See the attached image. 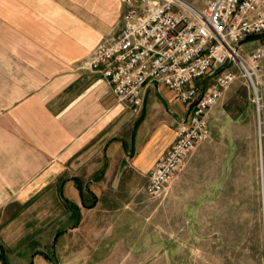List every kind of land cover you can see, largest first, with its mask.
I'll use <instances>...</instances> for the list:
<instances>
[{"label": "crops", "instance_id": "obj_1", "mask_svg": "<svg viewBox=\"0 0 264 264\" xmlns=\"http://www.w3.org/2000/svg\"><path fill=\"white\" fill-rule=\"evenodd\" d=\"M107 3L0 0V29L5 28L0 33L4 36L5 32L6 64L13 68L5 80L13 84L6 92L14 97L16 90H22L21 97L8 106L13 121L6 125L0 145L10 155L7 170L21 168V176L28 180L21 193L39 195L36 201L42 207L40 215L22 221L25 226L39 227L31 230L30 238L20 237L14 248L7 247L6 234L0 233V264H48L46 227L52 226L56 241L69 225L81 224L84 210L104 211V217L113 219L112 225L127 215L136 216L156 163L188 117L190 106L164 84L147 86L143 107H135L119 101L101 73L79 67L99 43L113 39L119 29L120 25L112 30L110 23L118 5L112 9ZM251 40L260 43L258 37ZM243 84L235 81L223 92L220 111L216 112L217 105L210 116L211 137L176 173L161 207L154 204L152 213L167 211L171 204L178 210L165 215L161 225L204 224L192 212L213 208L229 188L238 187L235 171L242 141L254 147L256 162L260 161L256 108L249 91L240 96ZM163 86L175 95L162 97ZM240 97L243 105L223 106ZM213 115L224 130L250 132L245 137L230 134L229 139L213 136ZM258 178L257 164L259 202L264 184ZM37 233L40 237L33 238Z\"/></svg>", "mask_w": 264, "mask_h": 264}, {"label": "built area", "instance_id": "obj_2", "mask_svg": "<svg viewBox=\"0 0 264 264\" xmlns=\"http://www.w3.org/2000/svg\"><path fill=\"white\" fill-rule=\"evenodd\" d=\"M121 23L111 40L99 43L79 67L99 72L122 102L145 103L144 89L161 83L189 105L175 141L156 163L148 192L161 197L187 158L211 137L210 116L223 92L237 79L231 64L242 71L253 91L258 140L264 142V0H119ZM260 43L247 56L243 44ZM215 75L203 85L194 80Z\"/></svg>", "mask_w": 264, "mask_h": 264}, {"label": "rangeland", "instance_id": "obj_3", "mask_svg": "<svg viewBox=\"0 0 264 264\" xmlns=\"http://www.w3.org/2000/svg\"><path fill=\"white\" fill-rule=\"evenodd\" d=\"M188 1L196 5L203 2ZM105 2H108L112 9L118 5L116 12L111 14L113 18L110 21L112 30H116L124 9L120 7L119 0ZM4 29L1 28L0 32ZM3 33L4 36L0 33V139H5V127L13 121L12 115L11 119L9 118L8 106L22 94V90L21 92L16 90L13 93L14 97H8L6 92L7 86L13 84L5 81L13 68L6 64L5 32ZM257 45V40H246L243 44V56L251 53ZM230 68L236 74H242L241 69L234 63ZM16 70L17 68L15 72ZM214 78L215 75H212L193 82L199 85L210 84ZM261 79L264 95V59ZM241 80L245 84L239 87L240 96L248 95L249 91L252 98L253 91L248 81L243 77L235 81L240 83ZM160 94L162 97L175 95L165 86ZM243 101L241 97L230 99L223 106L243 105ZM217 111H220L219 105L216 107ZM223 126L216 115L211 117L213 136L221 135L229 139L230 134L234 137H245L250 132L241 128L224 130ZM258 146L260 161L257 163L254 147L242 141L239 146L238 169L235 171V174L238 172V187L233 185L231 189L229 188V193L224 195L220 202L214 203L213 208L192 212V215H196L197 221L204 224L161 225V222L166 220L165 215L177 213L178 210L175 211L172 207L174 204H171L167 211L152 213L154 204L161 207L167 194L165 191L161 197L156 198L149 194L147 186L146 194L142 195V209L138 210L136 216L127 215L120 224L112 225L113 219L104 217L102 210H84L81 224L73 227L69 225L68 230L56 241L53 238L52 226L48 225L45 234L51 259L48 264H264V193L261 200L256 201L258 194L255 184L257 164L258 179L262 187L264 184V142L262 161L260 144ZM9 162L10 155L7 154L6 146L0 145V233L6 234L7 247L14 248L20 237L30 238L31 230L39 227L25 226L22 221L40 215L42 207L36 201L39 195L21 193L22 186L26 183L28 185V180L25 182L21 176V168L19 171L15 169L8 171ZM48 205L54 208L52 200ZM35 237L38 239L40 235L37 233L33 236ZM4 260L7 259L4 257Z\"/></svg>", "mask_w": 264, "mask_h": 264}, {"label": "bare ground", "instance_id": "obj_4", "mask_svg": "<svg viewBox=\"0 0 264 264\" xmlns=\"http://www.w3.org/2000/svg\"><path fill=\"white\" fill-rule=\"evenodd\" d=\"M262 154V153H261ZM263 175H264V173H263Z\"/></svg>", "mask_w": 264, "mask_h": 264}]
</instances>
